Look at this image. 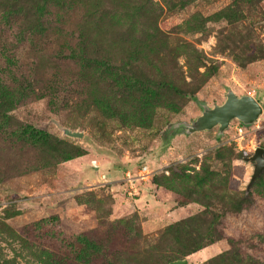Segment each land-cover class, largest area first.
<instances>
[{"label":"rangeland","instance_id":"rangeland-1","mask_svg":"<svg viewBox=\"0 0 264 264\" xmlns=\"http://www.w3.org/2000/svg\"><path fill=\"white\" fill-rule=\"evenodd\" d=\"M8 1L0 5V264H50L36 246L47 255L56 245L73 264L78 234L115 255L168 264L184 259L176 234L165 233L170 224L205 226L220 214L223 238L188 264L232 247L264 263V171L246 195L254 166L243 158L264 148V0ZM167 80L194 97L171 95ZM227 88L260 102L253 124L233 119L223 135L218 126L174 127L201 115L200 102L222 104ZM56 122L83 136H64ZM21 125L48 142L20 138ZM86 264L110 263L95 255Z\"/></svg>","mask_w":264,"mask_h":264},{"label":"trees","instance_id":"trees-1","mask_svg":"<svg viewBox=\"0 0 264 264\" xmlns=\"http://www.w3.org/2000/svg\"><path fill=\"white\" fill-rule=\"evenodd\" d=\"M10 4L15 5L16 0H13L10 2ZM0 5H9L8 0H0ZM165 90H167L171 95L178 96V97H185V96H191L187 94V92L180 87L177 83L167 80L163 84ZM187 94V95H186ZM194 96H191L193 98ZM3 117L4 124L6 126H13L14 123H12V119L8 115H1ZM18 135L22 139H28L34 144H46L47 141V134L41 130L36 129H30L26 126H19L18 127ZM56 151L60 150V152L63 154L61 156L62 160H69L72 158V154L68 150H62L59 147L56 146ZM225 215V214H224ZM223 218V214L216 215V218L214 221L209 222L205 226H201L194 222V226L192 225V219H186L182 221H177L173 224H170L166 230L165 233L171 235V233H175V239L177 240L176 243L179 247V253L182 257H186L188 255L194 254L195 252H198L199 250L214 244L218 242L220 239L223 238V234L219 232L218 225L221 222V219ZM179 235H182L184 237H181ZM188 237V238H186ZM74 239L78 242V248L76 250V258L77 260L73 264H86V262H89L93 259V256L96 255V257H99V259L105 258L106 260H109L110 264H129L130 262L136 261L138 264H148L146 256L136 253V256L132 259H129L127 257H124V255H115L111 252L109 246L103 241V240H97L90 238L86 234H78ZM32 245V244H31ZM34 246V245H33ZM37 247V251L39 254L44 255L45 259L50 264H62V262H65V264L70 263L68 256L66 255H60L56 253L57 251V245L54 246V250L52 252H46L41 250L39 246ZM146 252V251H145ZM48 257V258H47ZM128 261H127V260ZM202 264H264L261 260H258L252 256L244 257L242 256L241 252L235 248L232 247L229 250H226L217 256H214L206 261H204Z\"/></svg>","mask_w":264,"mask_h":264},{"label":"water","instance_id":"water-1","mask_svg":"<svg viewBox=\"0 0 264 264\" xmlns=\"http://www.w3.org/2000/svg\"><path fill=\"white\" fill-rule=\"evenodd\" d=\"M225 96V101L222 104L210 106L206 102H200L201 115L191 122L181 121L175 123L174 127L179 129L181 134H192L211 130L218 126V135H223L233 119H238L245 125H251L263 111L260 102L251 94L238 95L231 88H227ZM56 123L64 136L73 138H81L83 136V132L79 130L63 126L60 122ZM243 158L246 162H252L254 166L253 173L246 185V195H248L252 185L264 171V148L258 146L251 156ZM168 264H188V259H176Z\"/></svg>","mask_w":264,"mask_h":264},{"label":"built area","instance_id":"built-area-1","mask_svg":"<svg viewBox=\"0 0 264 264\" xmlns=\"http://www.w3.org/2000/svg\"><path fill=\"white\" fill-rule=\"evenodd\" d=\"M147 169H148L147 166H144V167H143L144 173L147 172Z\"/></svg>","mask_w":264,"mask_h":264}]
</instances>
